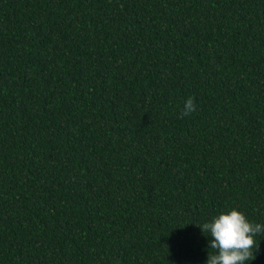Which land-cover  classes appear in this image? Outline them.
Instances as JSON below:
<instances>
[{"label":"trees","instance_id":"1","mask_svg":"<svg viewBox=\"0 0 264 264\" xmlns=\"http://www.w3.org/2000/svg\"><path fill=\"white\" fill-rule=\"evenodd\" d=\"M232 208L264 224V0H0V264H205Z\"/></svg>","mask_w":264,"mask_h":264},{"label":"clouds","instance_id":"2","mask_svg":"<svg viewBox=\"0 0 264 264\" xmlns=\"http://www.w3.org/2000/svg\"><path fill=\"white\" fill-rule=\"evenodd\" d=\"M195 110L194 99L189 97L185 101L181 116H188ZM197 226L209 238L205 264H247L256 258L259 248L257 235L264 234V224L250 221L237 208L222 212Z\"/></svg>","mask_w":264,"mask_h":264}]
</instances>
